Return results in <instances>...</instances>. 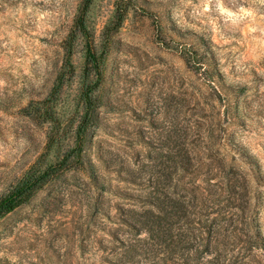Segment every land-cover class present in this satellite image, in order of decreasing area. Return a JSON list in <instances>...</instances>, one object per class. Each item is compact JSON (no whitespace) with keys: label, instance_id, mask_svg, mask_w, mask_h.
<instances>
[{"label":"rangeland","instance_id":"rangeland-1","mask_svg":"<svg viewBox=\"0 0 264 264\" xmlns=\"http://www.w3.org/2000/svg\"><path fill=\"white\" fill-rule=\"evenodd\" d=\"M40 175L0 264H109L159 193L264 237V0H0V201Z\"/></svg>","mask_w":264,"mask_h":264},{"label":"trees","instance_id":"trees-1","mask_svg":"<svg viewBox=\"0 0 264 264\" xmlns=\"http://www.w3.org/2000/svg\"><path fill=\"white\" fill-rule=\"evenodd\" d=\"M98 57L93 42L89 41L87 60L96 68L100 63ZM80 152L81 141L70 150L76 155ZM179 163L186 170L190 160L182 159ZM53 168L49 166L44 174ZM41 178L42 175L33 178V183L16 186L3 198L0 201V216L21 205ZM148 198L144 196L143 202H151L152 199ZM153 198L156 209L150 207L134 212L131 225L137 233L126 243L123 242V250L108 260L109 264L264 263V237L254 230L251 221L228 220L219 213L211 223L197 220L195 225L191 211L182 199L172 197L171 208L167 209L162 193ZM142 231L146 232V236L141 235ZM255 251L260 253L261 260Z\"/></svg>","mask_w":264,"mask_h":264}]
</instances>
